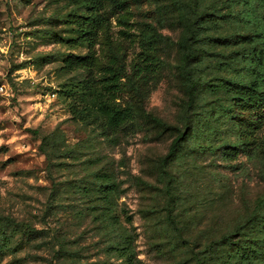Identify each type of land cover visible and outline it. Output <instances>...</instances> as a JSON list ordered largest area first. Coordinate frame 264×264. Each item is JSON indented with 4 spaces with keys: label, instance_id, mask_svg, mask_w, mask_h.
Listing matches in <instances>:
<instances>
[{
    "label": "rangeland",
    "instance_id": "1",
    "mask_svg": "<svg viewBox=\"0 0 264 264\" xmlns=\"http://www.w3.org/2000/svg\"><path fill=\"white\" fill-rule=\"evenodd\" d=\"M130 9V38L108 19L110 47L104 37L94 46L99 62L110 48L130 71L140 33L151 29L160 63L148 75L141 111L103 135L97 122L81 123L69 111V91L88 74L99 78L97 69L64 67L68 55L87 52L85 44L61 40L71 35L67 15L74 5L0 0V223L17 225L0 264H126L115 251L123 236L131 264H226L211 242L235 230L264 198L263 120L243 148L238 127L225 113H207L224 94L203 88L190 101L178 69L185 20L197 24L196 76L207 86L246 80L247 60L232 58L239 45L232 39L250 50L262 47L254 43L264 26V5L136 0ZM247 11L258 21H247ZM142 111L162 124L147 121ZM189 130L192 136L164 176L160 159L177 134ZM224 146H235L232 158Z\"/></svg>",
    "mask_w": 264,
    "mask_h": 264
},
{
    "label": "trees",
    "instance_id": "2",
    "mask_svg": "<svg viewBox=\"0 0 264 264\" xmlns=\"http://www.w3.org/2000/svg\"><path fill=\"white\" fill-rule=\"evenodd\" d=\"M74 5L75 10L69 13L68 23L72 25L71 35L64 39L71 46L85 44L87 52L83 56L68 55L64 59V67L68 70L81 69L90 72L91 69L99 71V78L93 79L88 74L80 81L76 91L70 90L67 97L71 98L69 111L72 118L79 122H97L103 135H107L120 128L124 123L134 119V115L141 111V105L148 91V75L154 74L160 61L155 56V38L151 29H144L140 33V51L136 60L128 64L125 69L121 56L108 49L106 60L99 62L96 56L95 45L104 37L106 46L110 47L109 20L115 21L120 29L119 35L130 38L132 11L130 3L136 0H66ZM264 5V0H258ZM252 12V11H251ZM247 11V21H258L257 17ZM185 24V34L179 41L182 51L181 61L178 65L179 72L185 81L188 99L194 100L198 90L211 89L216 95L224 94L225 97L216 96V101L209 105L207 113L216 111L225 113L228 120L238 127L240 143L246 148L254 139L251 132L258 127L262 120L264 123V26L256 35L258 40L254 44L262 47H251L250 50L243 44L244 41L232 39L239 43L234 50L233 57L244 58V63L249 77L242 79H219L213 85H206L198 75H195L196 65L201 49L193 45L195 40L194 26L190 21ZM261 27V26H260ZM244 38V37H242ZM75 90V89H74ZM227 102H223V100ZM214 111V112H215ZM147 121L161 125L162 121L148 113L141 112ZM253 127V128H252ZM193 132L182 131L177 134L170 144L167 153L160 159L161 172L168 175L166 167L176 156L182 143L191 137ZM225 156L232 158L235 155V146H224ZM231 151V152H230ZM170 185L167 182L166 192L169 193ZM105 191V189H104ZM108 194V192H104ZM264 206V198L258 201L256 210L236 229L222 234L211 242L209 248L219 251L220 260L226 264H264V214L261 208ZM17 225L0 223V258L10 252V241ZM115 251L119 258H125L126 264H131V248L126 236L115 245Z\"/></svg>",
    "mask_w": 264,
    "mask_h": 264
}]
</instances>
